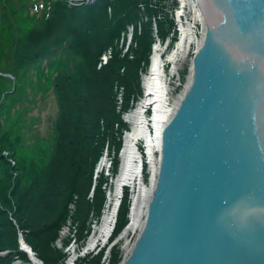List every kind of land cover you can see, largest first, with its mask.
I'll use <instances>...</instances> for the list:
<instances>
[{
    "label": "trees",
    "instance_id": "1",
    "mask_svg": "<svg viewBox=\"0 0 264 264\" xmlns=\"http://www.w3.org/2000/svg\"><path fill=\"white\" fill-rule=\"evenodd\" d=\"M34 1L0 0V59L11 58L0 71L15 77L0 75V252H10L0 255V264H12L14 256L30 262L20 234L44 264H57L63 257L53 243L70 204L76 200L80 237L90 228L89 215L102 212L108 179L101 174L88 197L94 168L106 150L118 154L122 146L128 130L123 115L141 95L155 29L165 38L174 26L163 12L165 0H45L50 11L42 15L31 12ZM128 25L134 33L125 52ZM111 46L115 50L98 67ZM37 64L35 84L30 73ZM52 86L58 113L53 130L41 136L33 131L37 119L25 116L31 106L21 117L17 108L24 93L45 94ZM117 165L116 158L114 170ZM125 220L122 212L119 225Z\"/></svg>",
    "mask_w": 264,
    "mask_h": 264
},
{
    "label": "water",
    "instance_id": "2",
    "mask_svg": "<svg viewBox=\"0 0 264 264\" xmlns=\"http://www.w3.org/2000/svg\"><path fill=\"white\" fill-rule=\"evenodd\" d=\"M195 2L203 40L121 264H264V0Z\"/></svg>",
    "mask_w": 264,
    "mask_h": 264
},
{
    "label": "rangeland",
    "instance_id": "3",
    "mask_svg": "<svg viewBox=\"0 0 264 264\" xmlns=\"http://www.w3.org/2000/svg\"><path fill=\"white\" fill-rule=\"evenodd\" d=\"M89 1H93V0H89ZM70 2L73 5L75 4L78 5L81 2L84 3V1L82 0H70ZM164 3H165V7L163 9V12L164 14H167L168 17L173 19V22H174L173 30L165 38H161L160 36L156 35L157 30L155 29V41L153 43L152 51L149 56L150 59L148 61L146 72L151 68L153 64L152 54H153L154 46L156 43H159L160 53L162 52L161 53L162 61L165 65L166 72L170 79L168 97L171 99V103H172V101L177 96H179V94L184 90L185 86L188 85V80H189V77L191 74V68H192V58H193L194 53H196L195 51H197L198 47L200 46H198V44L196 43H193L192 45H190L188 50H186L185 53L181 52V54L176 59L175 64H172L169 62L171 55L174 53L175 50H177V47L182 40L181 39L182 33L180 31L182 29H181L179 17L180 15L183 14V9H182L181 0H165ZM185 20L194 25V29L197 32V36L200 41L204 34L203 21L195 18L193 11L189 9L186 12V17L184 18V21ZM140 27H141V22L138 23V31H140ZM133 33H134V26L128 25V28L125 32L126 35L124 38L125 39L124 44H126L125 52L128 50L133 40ZM114 50L115 48L112 46L109 48V50L107 51V58H103L101 65H103L106 62V60L110 57L111 53ZM8 60H11V58H9L8 56L2 57L0 59V66L2 68H6L8 64ZM16 63L17 62H14V66L12 69L15 72L18 71L17 66H15ZM101 65L99 66L100 68H101ZM38 69L39 68L37 64L35 66L34 71L30 73V76L33 77V81L35 84H37L36 72L38 71ZM45 72H46V69H45ZM144 74H142L141 76V89H142L141 95L136 100V102H134V105L131 108V110L136 106L137 102L144 95V91H145L144 86H143V75ZM14 79L15 78L13 76V80ZM29 105L31 106V110L25 116L27 118L37 119V123L34 125L33 131L39 130L42 136H46V134H48L50 129L53 127V123L55 119L54 117H56V114H57V106H56L57 100H56V95H55L53 86L50 87L49 91L45 94H42V92H38L37 90H34V91L30 90L27 93H24L23 98H22V106L19 109L17 108V110H19L20 112L19 117H21L24 114V110H28ZM175 105H177V103ZM127 113L123 115V119L128 124V130H126L123 133L122 146L118 154L109 153V151L106 150L94 168V183H93L94 185L92 186L91 193L89 194L88 197H92V192H93V188L95 187L96 180L97 178H99L101 174L107 177L108 179V185L105 184L106 191H107V199L102 209V212L98 215V217H96L95 213L93 212L89 215L87 223H88V226H90V228L88 230L87 229L85 230L83 237H80L79 236L80 222L78 220H75L74 218V213L76 212V200H74V202L72 203V206L70 204L71 209H70L69 215L59 231L58 239L55 240L53 243V246L56 249L60 250V252L62 253V257H63L62 260L61 261L59 260L57 264H121L122 261L124 260L123 258L127 255L126 247H125L126 239L122 238V234L124 230L131 223L130 215H131V207L133 203L132 197L134 196V193L137 194V190L136 192H134V189L132 186H127L123 188V194L119 200V206L116 212L115 223L113 225V230H112V234L110 238H108L106 242L104 243L99 242V244H97V246H95L91 252H88L86 254L84 253V250L86 247L85 244L87 243V240L90 234H92L93 232V228H94L93 226L101 219V216L103 215V212L106 208V204L107 202H109L108 201L109 197L111 193H113V190L115 189V181L117 179V176L119 175L120 167L122 163L121 151L123 149L124 136L126 132H128L131 129V124L126 120ZM153 113H154L153 110L150 109L147 112V116L151 118L153 116ZM151 130L153 131V134H154L155 130L153 128ZM145 145H146V142L144 141L140 142L139 152L143 155L144 160H145V165L143 169L144 172L142 176L144 177V182L150 186L151 173L149 171V164L147 161L148 156L145 155L147 151V148L145 149ZM105 154L107 156V159H106L107 167L104 166V168L98 171V165L100 164ZM157 156H159V154H157ZM116 158L118 159V165H117V169L114 170L113 165H114V161ZM125 203L128 204L127 213L125 209ZM122 212L124 215L126 214V220L124 223L119 225V220H120V216ZM89 230L90 232L87 233V231ZM138 233L139 232H137L136 234L130 233V235H128L129 236L128 239H131V240L133 239L134 241L135 237H138L137 236ZM20 240H21V236L19 237V242ZM27 245L28 247L30 246L29 244ZM20 246H21V243H20ZM72 249L73 250L76 249V253H77V257L74 261L72 260V256H71L73 255ZM30 252L31 254L37 257L40 264H44V262L36 255V253L31 247H30ZM5 253L9 254L10 252L9 250H5ZM16 257L17 256H14V264H28L27 262H23L20 258L18 259ZM29 260L31 262L30 256H29Z\"/></svg>",
    "mask_w": 264,
    "mask_h": 264
},
{
    "label": "bare ground",
    "instance_id": "4",
    "mask_svg": "<svg viewBox=\"0 0 264 264\" xmlns=\"http://www.w3.org/2000/svg\"><path fill=\"white\" fill-rule=\"evenodd\" d=\"M181 3L183 14L180 15L179 18L182 29V40L179 43L177 50L174 51L169 59V62L172 64H175V61L181 52L185 53L190 45L196 43L198 46H201V40H203L201 39L199 41L194 25L186 20L184 21L188 9L193 11L195 18L201 21L203 20L197 3L195 0H181ZM161 53L160 44L156 43L152 54L153 64L143 75L144 95L137 102L136 106L126 114V120L131 124V129L126 132L124 136V144L121 151L122 163L119 175L115 181V189L109 197V202L106 204L101 219L93 226V232L90 234L87 243L85 244V254L91 252L99 242L104 243L110 238L115 223L119 200L122 197L124 187L132 186L134 192L137 190V194L134 193V196L132 197L134 204H132L131 209V223L122 234V238L126 239L125 247L127 255L123 258L124 260L129 256L134 244L132 243L133 239H128V235H130V233L136 234L139 232V229L143 227L146 202L151 195V189L155 183L156 172L159 165V156H157V154H160V135L174 113L175 104L181 99L187 90L192 75L191 73L188 85H186L179 96L172 101V105L171 99L168 97L170 79L162 61ZM150 109L154 112L151 118L147 116V112ZM152 128L155 130L154 134L151 130ZM142 141L146 142L145 149L147 148V151L145 155L148 156L147 161L151 173L150 186L144 182V177L142 176L145 165L144 157L139 152L140 142ZM106 159L107 156L105 154L98 165V171L104 168V166L107 167ZM136 238L137 237H135V239ZM25 244L26 242L22 241V245ZM26 249V247H22L21 250L30 254V250L27 252ZM72 254V260L74 261L77 257L76 249L73 250ZM33 257V262H28V264H40L37 257L34 255Z\"/></svg>",
    "mask_w": 264,
    "mask_h": 264
},
{
    "label": "built area",
    "instance_id": "5",
    "mask_svg": "<svg viewBox=\"0 0 264 264\" xmlns=\"http://www.w3.org/2000/svg\"><path fill=\"white\" fill-rule=\"evenodd\" d=\"M181 31V30H180ZM104 58H107V55H106V57H104ZM99 222V221H98ZM136 240V239H135ZM135 240L132 242V243H134L135 242ZM14 264V263H13Z\"/></svg>",
    "mask_w": 264,
    "mask_h": 264
}]
</instances>
